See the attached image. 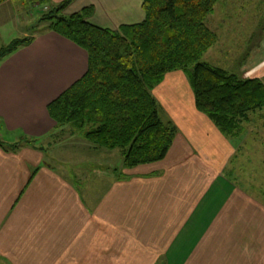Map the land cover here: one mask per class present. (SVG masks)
Segmentation results:
<instances>
[{"label": "crops", "instance_id": "0c3cea01", "mask_svg": "<svg viewBox=\"0 0 264 264\" xmlns=\"http://www.w3.org/2000/svg\"><path fill=\"white\" fill-rule=\"evenodd\" d=\"M85 7L112 30L145 18L143 0H72L64 14ZM47 30L0 59V131L36 140L0 145V264H264V201L227 172L237 146L196 108L181 70L153 90L177 127L164 159L94 176L46 161L39 138L64 128L47 106L88 67L85 49ZM182 87L174 110L166 101Z\"/></svg>", "mask_w": 264, "mask_h": 264}, {"label": "trees", "instance_id": "16d2710c", "mask_svg": "<svg viewBox=\"0 0 264 264\" xmlns=\"http://www.w3.org/2000/svg\"><path fill=\"white\" fill-rule=\"evenodd\" d=\"M218 1L143 0L144 20L119 30L93 24L92 7L64 15L72 0L49 6L43 18L48 29L88 54L86 73L48 104L50 116L59 125L77 126L98 146L121 148L126 166L160 161L177 127L161 118L153 90L167 73L182 70L191 80L196 107L224 134L233 133L250 112L264 108V82L202 60L217 42L207 17ZM32 41L33 37L16 38L0 49V59ZM35 142L27 135L15 142L0 139L7 150Z\"/></svg>", "mask_w": 264, "mask_h": 264}, {"label": "rangeland", "instance_id": "374dc122", "mask_svg": "<svg viewBox=\"0 0 264 264\" xmlns=\"http://www.w3.org/2000/svg\"><path fill=\"white\" fill-rule=\"evenodd\" d=\"M49 10L47 4L35 0L0 3V13H3L0 17V24L3 23L0 25V49L16 38H31L37 32L46 31L49 22L43 18ZM207 24L216 33L217 42L205 52L202 60L240 77L259 78L264 82V0H219L207 17ZM186 78L191 84L189 76ZM171 89L166 87L168 96ZM182 89L170 93L171 98L163 95V99L169 98L166 103H171L174 110L186 106L187 96L185 88ZM159 105L161 118L165 122L172 121ZM45 137L39 138L38 142L46 147V161L55 166L58 162H68L70 166L82 164L87 175L94 176L95 173L103 174L104 170L119 172L125 165L121 148L109 150L98 146L87 140L77 126L64 125L52 136L54 142ZM228 137L235 142L237 154L231 159L227 172H232L239 183L249 189L247 191L264 201V108L250 112ZM0 138L15 141L13 136L1 131Z\"/></svg>", "mask_w": 264, "mask_h": 264}]
</instances>
